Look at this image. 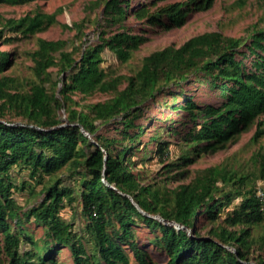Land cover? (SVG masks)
Segmentation results:
<instances>
[{
	"label": "trees",
	"instance_id": "1",
	"mask_svg": "<svg viewBox=\"0 0 264 264\" xmlns=\"http://www.w3.org/2000/svg\"><path fill=\"white\" fill-rule=\"evenodd\" d=\"M38 1L47 0H0V5L22 6ZM214 2L189 0L151 14L147 3L132 10L131 0H106L105 15L109 25H118L132 10L135 17L148 19L153 25L175 27L183 25L193 11H206ZM56 22L57 14L46 13L5 23L0 19V37L4 28L24 37L34 36ZM82 25L66 27L82 33ZM144 42L145 36L124 31L87 47L78 60L75 54L79 48L69 52L65 51L66 41L39 38L38 49L32 54L38 82L28 91H21L14 78L4 75L12 65L13 53L0 49V233L8 264H61L56 253L62 248L71 251L74 264H132L129 251L137 264H151L136 240L133 227L139 221L161 231L157 242L168 255L166 264H250L254 246L260 243L264 248V233L256 239L252 235L254 226L264 222V199L253 190L243 192L245 175L211 167L201 171L192 183L163 192L161 187L143 186L133 172V156L140 151L141 137L147 128L137 123L142 117L141 106L166 87L175 85L181 89L180 94L173 95L175 100L183 96L184 101L172 108L188 113L194 124L184 136L186 151L182 163L224 148L264 115V26L247 39L220 32L196 36L180 48L170 46L145 57L132 76L109 79L103 67L105 49L124 64ZM52 68H58L60 80H53ZM191 76L217 89L219 104L199 105L186 95L183 85ZM124 82L126 87L120 89ZM60 83L62 100L56 95ZM97 92L113 97L88 105L86 110L73 108L80 105L74 95L84 99ZM63 107L69 112L68 125L58 116ZM119 117L122 120L115 129L120 138L97 135L92 142L85 134L95 136L98 122L109 124ZM14 118H21V124ZM159 134L152 136L150 143H157L154 154L164 158L169 142H162ZM262 136L264 129L259 127L254 141ZM22 165L33 179L54 176L65 168L81 176L84 215L90 220L87 229L92 238L91 251L72 230V224L61 217L65 200H73L75 190L61 187L60 179L45 186L44 202L25 213L27 220L34 219L45 228L44 244H39L24 228L13 230L11 220L22 225L23 219L22 208L14 198L18 185L13 182L11 171ZM236 195L244 197L241 206L221 220L225 207ZM200 217L210 225L205 234L201 230L207 224L199 227ZM23 241L30 243L31 250L21 252ZM0 264L4 263L0 260ZM259 264L264 262L260 260Z\"/></svg>",
	"mask_w": 264,
	"mask_h": 264
},
{
	"label": "rangeland",
	"instance_id": "2",
	"mask_svg": "<svg viewBox=\"0 0 264 264\" xmlns=\"http://www.w3.org/2000/svg\"><path fill=\"white\" fill-rule=\"evenodd\" d=\"M105 1L47 0L22 6L0 5V19L3 23L6 20H19L29 14H57L55 24L34 36L24 37L21 34L14 33L9 28H4L3 35L0 37V49L13 53L12 65L4 75L14 78L21 91L30 90L33 83L38 82L33 70L35 63L32 54L38 49L39 38L51 41H66L68 45L65 51L70 52L74 50V47L79 48L75 54V57L79 60L87 47L100 44L103 37L108 38L124 31L145 36L146 42L134 52L132 59L124 64L108 49H105L103 67L108 74V78L113 79L119 76L134 75L141 68L145 57L170 46L180 48L196 36L209 32H220L228 37L247 39L257 28L264 26V0H215L210 9L193 11L183 25L175 27L153 25L148 19L135 17L132 10L139 9L147 3L149 4L148 10L152 14L177 3H187L189 0H131L133 9L129 12L127 19L118 25L107 23ZM75 23L83 24L82 33L78 32L77 29L71 30L66 27H74ZM56 55L59 56V54ZM250 61L251 59H248L247 64ZM50 71L54 73V81L60 80L57 74L58 68H52ZM126 85L127 83L124 82L120 89H124ZM62 86L63 84L60 83L56 90L57 98L60 100H62L60 94ZM48 87H50V84H48ZM183 88L184 93L191 96L199 105L219 104V91L211 87L209 83L199 81V78L195 76H191L189 81L183 85ZM180 92V88L171 85L166 87L162 93H158L156 98L147 100L141 106L142 117L137 123L141 126L145 125L147 128L141 137V149L135 152L133 156V160L136 162L133 165L135 177L143 186L151 184L155 187H161L163 192H168L182 185L192 183L201 171L219 166L233 171L236 170L241 175L246 176L247 181L243 188L245 194L253 190L259 196L264 197V136L258 141H254L258 128L264 129V115L260 116L253 125L240 133L224 148L196 158L193 157V161L190 163H182L181 157L186 151L184 136L194 124L191 123L188 113L177 112L172 108L175 103L184 101L183 96L178 97L177 100L174 98L173 94H180ZM112 97L113 94L97 92L82 99L81 95L76 94L74 100L79 102L80 105H73V108L81 111L88 105L104 102ZM58 116L65 123L64 125L69 124V112L66 107L58 111ZM14 120L21 124V118H14ZM121 120L122 118L119 117L109 124L98 122L97 134L88 137L92 142H95L97 135L120 138L121 135L116 132L115 124H118ZM261 123L262 125H259ZM174 131H178L179 134H174ZM158 132L162 142H169V152L164 158L154 154L157 143H150L152 136L157 135ZM145 151H149V153L144 154ZM171 163H174L172 167H166L167 164ZM11 174L13 182L18 185V189L14 191V198L22 208L20 217L23 219L22 225L17 220H11L13 230L24 228L33 236L34 240L41 245L44 244L47 239L45 228L37 224L34 219L27 220L25 213L44 202L46 194L43 193V188L45 186H52L60 179L61 187L68 186L75 190L74 199L65 200L61 217L72 224V230L78 234L88 250L91 251L92 238L87 229L90 220L84 215L80 175L72 173L70 168H65L54 176L46 175L41 179H33L29 169L23 165L14 167ZM24 183L25 187H23ZM243 200V196L236 195L225 207L221 214V220L232 214L235 209H238ZM157 218L161 219L160 217ZM204 224L207 223L203 217H200L199 227ZM169 225H174L177 229H183V227L181 228L176 224ZM209 227L210 225L207 224L201 230V233L205 234ZM133 228L136 240L149 255L151 264H166L168 255L157 242L158 237L162 234L161 231H154L142 221H139ZM188 233L192 235L191 230H188ZM263 233L264 222L254 226L252 235L255 239ZM3 240V235L0 233V260L2 263L8 264L9 261L2 250ZM29 250H31L30 243L23 241L21 252ZM232 250L235 251V249ZM127 251L129 250L127 249ZM129 253L131 263L137 264L134 261L133 254L130 251ZM56 257L61 264H74L71 251L68 248L58 249ZM260 260L264 262V248H261L260 243H257L253 248L250 264H259Z\"/></svg>",
	"mask_w": 264,
	"mask_h": 264
},
{
	"label": "water",
	"instance_id": "3",
	"mask_svg": "<svg viewBox=\"0 0 264 264\" xmlns=\"http://www.w3.org/2000/svg\"><path fill=\"white\" fill-rule=\"evenodd\" d=\"M83 132H85L84 130H83ZM85 134L87 135V136H89V134L88 133H86L85 132ZM137 205V204H136ZM138 206V205H137ZM141 210V209H140ZM142 211V210H141ZM143 212V211H142ZM163 220V219H162ZM177 226H179V227H181L180 225H178V224H176ZM182 228V227H181Z\"/></svg>",
	"mask_w": 264,
	"mask_h": 264
},
{
	"label": "built area",
	"instance_id": "4",
	"mask_svg": "<svg viewBox=\"0 0 264 264\" xmlns=\"http://www.w3.org/2000/svg\"><path fill=\"white\" fill-rule=\"evenodd\" d=\"M262 199H264V197L263 196H260Z\"/></svg>",
	"mask_w": 264,
	"mask_h": 264
}]
</instances>
